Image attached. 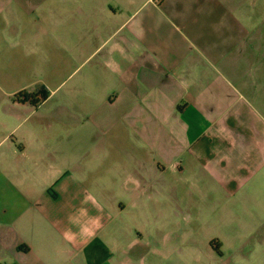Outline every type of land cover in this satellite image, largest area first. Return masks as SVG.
<instances>
[{
  "label": "crops",
  "instance_id": "1",
  "mask_svg": "<svg viewBox=\"0 0 264 264\" xmlns=\"http://www.w3.org/2000/svg\"><path fill=\"white\" fill-rule=\"evenodd\" d=\"M39 9L43 55L55 50L70 75L82 74L70 83V97L37 122H0L8 128L0 133L7 143L0 151V264H126L114 234L140 229L143 199L170 218L169 186L190 159L222 185L264 171V0H44ZM53 72L55 82L60 71ZM121 118L140 137L139 126H149L151 153L162 162L152 164L158 176L143 178L137 161L112 164L99 151L97 163L76 172L77 146L61 141L85 133L52 127L113 126ZM250 196L245 201L263 202ZM258 211H247L254 224L231 229L254 235L252 243L214 236L206 256L264 264ZM127 212L132 220L125 221ZM170 223L161 231L156 219L143 226L159 234ZM151 254L157 259L158 248Z\"/></svg>",
  "mask_w": 264,
  "mask_h": 264
},
{
  "label": "rangeland",
  "instance_id": "2",
  "mask_svg": "<svg viewBox=\"0 0 264 264\" xmlns=\"http://www.w3.org/2000/svg\"><path fill=\"white\" fill-rule=\"evenodd\" d=\"M43 1L0 0V122L6 121L8 128L11 125L9 118L12 116H27L24 122L27 125L47 115L58 103L57 100L70 97V83L82 74L77 70L70 75L71 67L66 68L64 63L58 64L55 50L49 51L51 58L43 55L44 47L39 34L41 29L39 19L43 17L39 4ZM53 70L60 71L55 82L52 80L55 78ZM57 84L60 86L52 91ZM41 86L47 88L49 96L35 108L27 102L21 105L15 98L19 91L35 92ZM94 109L100 107L96 105ZM207 126L210 129L215 128L212 122L207 123ZM139 127L143 137L137 133L135 126H131L122 118L117 119L113 126H105L102 120H99L95 124L85 121L78 126L62 123L59 126L54 125L52 129L61 131L63 135L70 129L85 133L79 139L74 140L65 136L61 141L63 148L77 146L79 155L78 167L75 166L76 172L84 171L93 162L97 163V159L93 158L97 153L93 151H99L100 156L105 157L108 152L107 160L112 164L137 161L143 178L149 174L151 177L158 176L159 172L152 164L156 162L157 168L162 166V162L159 161V156L151 153L156 151L152 149L146 136L149 126L142 123ZM8 128L0 124V133L6 132ZM109 133H115L117 138L110 141ZM6 145L7 143H0V151L5 149ZM201 165V162L190 159L181 177L175 178L169 186V200L164 202V206L171 213L170 218L167 216L168 213L164 215L157 213L153 209L154 202L143 199L141 205L143 213L137 221L141 230L127 229L125 233L114 234L124 247L126 264H202L205 260L207 264H228L227 260L219 261V256L214 253H211L212 257L206 256L210 253L209 246L216 245L214 236L222 240L235 238L253 242L254 235L247 237L241 231L236 233V230L231 229L241 224H254L247 216V211L258 213L262 212L258 210L264 209V171L253 175L242 185L239 183L222 185L208 176ZM110 189L112 192L115 191L113 184ZM154 189L156 191L157 187ZM160 191L161 188H158L157 196H160ZM248 195L256 200L263 197V202L245 201ZM233 216L239 218L234 219ZM133 218L129 212L125 214V221ZM172 218L173 225L170 223V232L167 233L155 234L152 229L143 226L151 219H156L161 231L163 223L171 222ZM259 231L261 234L257 232L255 234L258 241L264 237V227ZM152 248H158L157 259L152 257ZM140 254L143 255V259Z\"/></svg>",
  "mask_w": 264,
  "mask_h": 264
},
{
  "label": "trees",
  "instance_id": "3",
  "mask_svg": "<svg viewBox=\"0 0 264 264\" xmlns=\"http://www.w3.org/2000/svg\"><path fill=\"white\" fill-rule=\"evenodd\" d=\"M48 93L45 88L39 89L35 92L19 91L15 94V98L20 102H27L33 107L38 106L46 99Z\"/></svg>",
  "mask_w": 264,
  "mask_h": 264
}]
</instances>
